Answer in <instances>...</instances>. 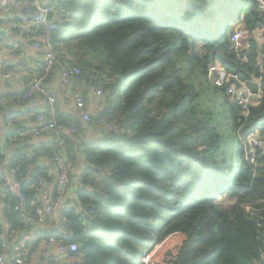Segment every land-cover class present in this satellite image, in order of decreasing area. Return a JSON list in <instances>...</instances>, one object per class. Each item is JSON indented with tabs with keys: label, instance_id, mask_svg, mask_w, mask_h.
Here are the masks:
<instances>
[{
	"label": "trees",
	"instance_id": "obj_1",
	"mask_svg": "<svg viewBox=\"0 0 264 264\" xmlns=\"http://www.w3.org/2000/svg\"><path fill=\"white\" fill-rule=\"evenodd\" d=\"M53 5L60 61L54 70L78 67L73 82L86 88L78 95L89 99L102 89L105 106L85 127L56 107L57 124L71 121L76 134L45 133L52 140L34 147L19 126L13 138L31 141L24 145L34 147L30 154L21 148L9 156L0 148V169L16 171L26 205L6 192L8 254L24 232L36 231L40 240L58 233L26 222L43 205L38 176L54 183L56 168L47 163L61 152L73 170L82 168L77 201L63 224L72 232L65 243L79 246L72 264H143V253L173 234L185 236L179 264L262 263L264 237L245 208L250 204L264 219V150L255 148L252 162L250 147L251 137L264 139V43L255 37L264 31V14L257 0ZM237 24L248 35L240 49L231 41ZM214 65L260 94L247 115L228 84L218 87L209 78ZM56 137L65 141L64 151ZM37 220L52 225L50 216Z\"/></svg>",
	"mask_w": 264,
	"mask_h": 264
},
{
	"label": "built area",
	"instance_id": "obj_2",
	"mask_svg": "<svg viewBox=\"0 0 264 264\" xmlns=\"http://www.w3.org/2000/svg\"><path fill=\"white\" fill-rule=\"evenodd\" d=\"M44 0H13L12 8L17 13V15L27 24L29 30L33 35V44L32 47L35 51H40L44 58V65L41 71V74L33 76L30 82L28 83L27 91L25 92L24 99H32L36 96H44L47 98L50 112L47 114L41 115L37 118L36 122L38 127L35 129L26 130L21 134V137L24 138H38L45 133H54L59 135L61 133H67L68 135H74L78 131V126L71 121H66L64 125H58L56 118L58 116L56 112V97L48 91L44 81L48 77L57 65H60L59 54H58V45L56 43V32L58 30V23L56 20L48 21L47 14L51 11L57 12L56 7L53 5V0H50L48 4L43 2ZM259 3V9L262 14H264V0H257ZM55 3V2H54ZM35 14L41 15L36 17ZM246 31L237 30L232 38V43L236 46L237 49L243 48V38L242 33ZM1 38V34H0ZM264 58V57H263ZM262 64V62L260 63ZM12 76V71H8L5 74L6 78ZM60 83L63 87H69L74 79L81 76V70L78 67H62L60 71ZM209 78L212 80L214 85L218 87H225L229 85V93L233 95L234 98L239 100L244 107L245 114L249 112V107L251 105H257L258 99L260 97L259 93H254L247 85L241 83L237 75L227 74L223 71L221 66H212L209 71ZM234 78L240 83V86H236L231 83V79ZM261 79L257 80L256 83L259 85ZM93 95L98 99L104 98L105 94L102 89H97L93 92ZM77 105L82 106L84 104V99L81 96H78L76 99ZM83 123L88 126L91 124L90 114H84L82 117ZM103 125L106 126L105 121H101ZM3 127V124L0 122V130ZM108 130L115 132L117 127L113 125L106 126ZM55 144L59 149L64 151L66 143L63 139L59 137L55 138ZM103 141H99V144L102 145ZM250 147L252 153V162H255L256 149L264 150V139L251 137ZM51 162L56 168V180L54 183L49 182L42 176H38V184L44 189L45 193L40 197L42 206H39L35 209L33 215L34 218L44 219L47 216L52 217V225L37 224V221H33L34 218H29L26 222V228L31 226L38 227L39 230L48 231V229H56L58 233H55L51 237L45 236L41 242H44V247L47 250H54L58 257H51L46 264H72L76 261V255L79 250V246L76 243L66 244L65 241L72 236V232L68 231L63 227V224L67 222L66 212L72 209L75 206L74 198H70V190L72 188V177L75 170L72 169L71 165L65 159L63 153H56L52 158ZM12 175H16V171L9 170ZM0 180L3 184L6 185V192L14 193L19 199L20 206H23L25 199L22 197L19 190V183L17 185H12L9 177L0 171ZM55 186L56 191L51 195L50 187ZM56 195L54 196V194ZM1 195V194H0ZM20 206L15 207L16 210L20 209ZM245 208L251 210L252 217L258 222L260 228V234L264 237V219L258 214L256 209L250 204H246ZM35 223V224H32ZM61 226V229H60ZM2 225L0 223V241H2V251L0 252V264H6V254L8 251V242L7 239L12 237V234L2 230ZM31 232L33 230H30ZM33 235H36L37 232L33 231ZM174 235V236H173ZM167 237L162 243L157 244L151 251H146L142 255L143 264H179L177 263L179 250L183 244L181 240H176L175 234ZM22 242L18 244V247H22ZM14 264H27V260L24 257L17 256L14 259ZM260 264H264L263 262Z\"/></svg>",
	"mask_w": 264,
	"mask_h": 264
},
{
	"label": "crops",
	"instance_id": "obj_3",
	"mask_svg": "<svg viewBox=\"0 0 264 264\" xmlns=\"http://www.w3.org/2000/svg\"><path fill=\"white\" fill-rule=\"evenodd\" d=\"M53 1L57 2L59 0ZM12 2L13 0H0V122L3 124L0 130V148L9 156L12 155L13 151L21 148L24 149V153L30 154L34 147H39L40 144L52 140L49 135L45 134L33 138L31 141H33L32 145L34 147L28 150L24 145H30L31 141L13 138L12 132L19 126L25 128V130L33 129L36 126V117L47 114L49 103L44 96L24 99L28 83L32 77L41 74L44 58L40 51L33 49V35L27 24L13 10ZM43 2L45 4L51 3L50 0H44ZM53 12V20H56L58 14L55 11ZM35 16L40 17L41 15L35 14ZM261 32L264 33V31ZM255 37L261 45L264 43L263 34L261 38L259 33H255ZM263 57L261 58L262 63H264ZM8 71H12L10 78L5 77ZM52 72L50 76L46 77L44 84L48 91L56 97L57 110L62 114H69L73 118L82 120L84 114H95L105 106V99H98L93 94L89 99L84 98V104L78 106L76 99L79 96L78 94L83 95L86 92L85 85L82 82H73L69 87H63L60 83L59 73L56 70ZM83 125L86 126L84 123ZM47 165L54 170L55 167L52 162H48ZM5 168H8V166H3L0 171L3 173ZM81 173L82 168H76L72 177L73 184L70 190V198L72 197L75 200ZM5 189L6 185L0 180V222L2 229L4 228L6 231ZM49 191L52 195L56 191L55 186H51ZM32 232H24L23 235H19V239L18 237L15 239L18 244L22 242L23 245L18 247L17 244L15 246L17 250L12 255L8 254L10 252V249H8L5 258L6 264H14V259L17 256L24 257L27 264H46L49 258L58 257L54 250H47L44 247V242H41L42 239L40 240L37 234L33 235ZM175 237L176 240H181V242L185 240V236L182 234H175ZM11 244H14V242Z\"/></svg>",
	"mask_w": 264,
	"mask_h": 264
},
{
	"label": "water",
	"instance_id": "obj_4",
	"mask_svg": "<svg viewBox=\"0 0 264 264\" xmlns=\"http://www.w3.org/2000/svg\"><path fill=\"white\" fill-rule=\"evenodd\" d=\"M53 18H54V12L51 11V12H49V13L47 14V20H48V21H52ZM231 83L235 84V85L238 86V87L240 86V83H239L237 80H235L234 78L231 79ZM3 174H5L7 177H9V179H10L12 185H17V183H18L17 176H16V175H12V174L9 172L8 168H5V170L3 171ZM25 206H26V205H25V201H24V203H23V209H25Z\"/></svg>",
	"mask_w": 264,
	"mask_h": 264
},
{
	"label": "rangeland",
	"instance_id": "obj_5",
	"mask_svg": "<svg viewBox=\"0 0 264 264\" xmlns=\"http://www.w3.org/2000/svg\"><path fill=\"white\" fill-rule=\"evenodd\" d=\"M237 27L236 28H238L239 27V25L237 24L236 25ZM237 30H241V29H237ZM257 34L259 33V35H260V37L262 38V34H263V37H264V33L263 32H261V31H259V32H256ZM247 37H248V35H247V33H245V32H243L242 33V38L243 39H247ZM254 137H256V138H258V136L256 135V136H254ZM231 138H233V137H230L229 139H230V141H231ZM229 139L227 140V142L229 143L230 141H229ZM231 153H233V150H232V148L229 150Z\"/></svg>",
	"mask_w": 264,
	"mask_h": 264
}]
</instances>
